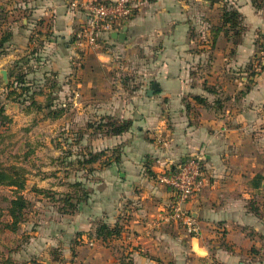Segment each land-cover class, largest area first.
I'll list each match as a JSON object with an SVG mask.
<instances>
[{
	"label": "crops",
	"instance_id": "1",
	"mask_svg": "<svg viewBox=\"0 0 264 264\" xmlns=\"http://www.w3.org/2000/svg\"><path fill=\"white\" fill-rule=\"evenodd\" d=\"M202 1L201 4L207 3ZM227 1L243 16L245 31L238 48L251 49L257 42L253 35L264 38V5L256 9L254 0ZM188 2L147 0L118 31L127 28L124 41L114 40L111 35L101 37L98 49L105 45L131 48L138 41H146L148 49L157 52L156 58L163 60L164 69L154 82L160 89L152 97L147 96L145 85L133 91V102L127 106L133 114L128 118L133 121L130 131L120 136H102L100 143L95 145L100 150L117 147L120 153L117 161L112 160L106 170V175L112 179L111 189L106 190V195L104 190L101 192V201L94 207L88 204V222L84 221L88 224H83L87 228H80L82 222L79 223L75 237H57L58 234L51 232L37 238L32 236L26 243L19 242L14 249L8 250L0 264H56L61 254L48 248L56 242L62 243V247L69 244L71 255L77 256L84 234L109 252V245L95 234L99 221L123 225L126 231L122 238L134 237L130 254L124 253L131 257L133 264H264V180L260 187L253 185L256 175L264 178V138L246 134L250 119L263 118L264 86L256 90L252 86L246 94L233 98L242 100L243 105L231 114V109H208L196 103L195 95L211 102L215 98L212 99L204 86L198 88L201 85L194 84L189 73L188 68L204 50L196 49L194 53L192 46L205 48L211 43V49L217 48L223 36H219L215 44L198 39L205 31L199 24L190 23L195 17L190 15ZM68 3L66 0H9L8 6L1 7L0 37L5 31L12 33L11 40L5 44L6 53L0 57V65L5 68L1 70L9 75L14 65L22 60L20 65L26 62L23 69L33 83L42 85L44 76L51 74V79L63 82L72 73V59L77 49L74 37L85 22L84 14L69 8ZM259 3L264 4V0ZM17 15L12 22L6 23ZM193 32L199 36L193 39ZM108 59L109 56L101 51L89 60V98L102 99L108 76L97 73L96 66H105ZM143 88L147 101L140 97ZM45 91L50 93V89ZM44 97L46 95H38L36 99L41 101ZM98 106H104L103 102ZM22 112L31 115L37 111ZM114 112L124 119L125 103L117 102ZM260 131H264V123ZM254 144H260L259 153L250 149ZM199 154L204 157L207 186L185 205L201 229L200 236L195 237L177 225H165L163 221L156 224L159 221L155 218L161 211L163 215L172 204L170 202H174L175 195L170 189H163L153 177ZM116 174L117 180L114 179ZM91 195L92 192L88 203ZM147 195L152 201L139 203V198ZM252 205L259 208L260 215L252 210ZM58 212L74 215L77 210ZM120 257L123 255L117 257V262L108 257L109 264L118 263Z\"/></svg>",
	"mask_w": 264,
	"mask_h": 264
},
{
	"label": "rangeland",
	"instance_id": "2",
	"mask_svg": "<svg viewBox=\"0 0 264 264\" xmlns=\"http://www.w3.org/2000/svg\"><path fill=\"white\" fill-rule=\"evenodd\" d=\"M8 1L0 0V8L5 7V5L8 6ZM200 1L202 0H189L188 2L190 15L195 17L194 20H190V23L199 24L204 29L205 33L200 34L202 37L198 39L208 43L212 42L211 31L218 25L221 6L220 4H210L208 1L201 4ZM25 13L27 14V12ZM18 16L7 19L6 23L12 22ZM20 21L21 18L18 22ZM32 35L35 36V34ZM191 35L193 39L199 36L195 32ZM259 36H252L257 42L251 49L239 50L237 47L234 52H232L231 45L222 37L218 40L217 48L213 46L211 49V43L207 44L210 46L205 48H198L196 44L192 46L194 53L196 49H204L200 58L188 68L194 84L201 85L198 88L204 86L203 82L213 86L217 91V97L223 100L224 111L231 109L230 114L243 105L242 100L233 99L239 97L240 92L245 91L250 86H253L254 90L258 86H264V47L262 45L264 38ZM147 45L146 41H138V44L131 48L105 45L103 49L98 50L88 47L76 49L72 59V73L67 75L63 82H57L53 94L55 97L53 111H63V115L57 119L49 114V110L31 115L23 114V106L6 99V87L10 80L8 84H5L0 72V106L5 107L6 114L11 118L9 123L0 125V164L5 168L24 169L27 172V188H31L29 191L23 192L30 200L25 225L21 226L18 233H11L5 230L3 226L0 227V261H3L8 250L14 249L19 242L26 243V240L32 236L37 238V236L40 237L51 232V234H58L57 237L62 235L75 237L76 228H87L83 224H88L84 223V221L88 222V204L89 207H94L101 201V192L104 190L105 195L107 194L106 190L111 189L112 179L110 175H106L107 168L96 164L94 172L88 173V167L83 168L78 161L85 156L87 157L90 150L99 152L111 149L100 150L98 146L95 147L96 144L100 143L102 136H108L95 128L98 122L106 116L117 120H132L128 119L129 116L133 117V114L129 113L127 108L128 104L133 102L132 92L140 90L143 85L149 90L151 84L160 78L164 69L163 60L157 59V52L148 49L149 46ZM101 51L107 54L109 59L104 62L105 66H96V72L106 74L108 81L105 85L103 83L105 91L102 94V99L99 97L89 98L88 73L90 71L88 70L90 69L88 63L89 60L96 58L97 53ZM1 69L5 68L0 65ZM253 73H258V75L252 78ZM145 90L142 89L143 92L140 96L142 101H147L144 94ZM211 96L212 99L213 97L216 98L214 95ZM45 101L46 97L39 102L45 103ZM101 102L104 106H98ZM117 102L125 103L124 119L116 116L114 112ZM12 103L17 105L14 107ZM263 123L264 115L263 118L256 121L250 119L247 125V136L264 138V131H260V126ZM89 124H93L94 127L89 128ZM149 132L148 130L147 133ZM250 149L253 153H259L261 146L254 144L251 145ZM166 170L157 172L153 180L160 184L163 189L167 188L172 191L171 193H175L169 184L160 181V177L165 174ZM114 179L117 180V174ZM77 180L85 184L86 190L88 188L91 190L90 202L80 204L77 213L74 215L60 214L58 212L60 204L53 202L52 197H60L59 193L68 191L70 189L69 184L75 183ZM34 188L42 189L45 193L33 192ZM14 195L10 188L0 186L3 223L10 220L7 211L10 206L9 201ZM150 198V195L143 196V198H139V203H146L151 200ZM170 203L173 204L174 202ZM185 210L190 213L186 207ZM161 212L155 221L162 222ZM81 222L82 224L78 227ZM160 222H156V224ZM156 224L155 226H157ZM165 225H177L180 229L187 231L182 220L171 221ZM188 234L190 233L188 232ZM131 239L134 237L124 236L121 240L110 243L109 252H105L100 243L88 239V235L84 234L81 245L78 246L77 256L74 257L71 255L69 244L67 247H62V243L56 242L48 249L51 252L56 249L61 254L59 262L56 264H90L91 260L93 261L91 264H109L108 257L117 262V257L124 256V253L125 255L130 254ZM91 256L92 259H90Z\"/></svg>",
	"mask_w": 264,
	"mask_h": 264
},
{
	"label": "trees",
	"instance_id": "3",
	"mask_svg": "<svg viewBox=\"0 0 264 264\" xmlns=\"http://www.w3.org/2000/svg\"><path fill=\"white\" fill-rule=\"evenodd\" d=\"M69 3L80 1V0H66ZM210 2V4H220L221 9L218 16V25L212 30L211 37L212 42L215 44L219 36H223L226 42L230 43L232 52L236 50L237 47L243 41V34L245 27L243 25V16L239 10L233 6L229 5L227 0H205ZM264 4L259 3V0H254V7L260 9ZM12 33L5 31L0 37V57L6 53L5 44L11 40ZM264 47V43L262 44ZM22 60L14 65L11 69L9 78L10 82L7 85L6 99L19 103L24 107V112L29 114L32 111L42 112L44 110H49V114L53 118L57 119L63 115V111H53L54 100L53 96L55 88L57 86V81L51 79L53 74L50 76H44L45 82L41 85L33 83L27 78V73L24 72L23 66L26 64L22 63ZM258 73H253L252 78L257 76ZM46 89H50V93H46ZM251 89L247 87L245 91L240 92V95H244ZM204 90L216 98L211 102L208 98L195 95L193 96L196 103L201 104L205 108H214L219 110L223 107V100L217 97V91L213 86H209L207 82L204 83ZM38 95H46L45 103H41L36 99ZM230 98V97H227ZM11 121V118L6 114V109L4 106H0V125L7 124ZM132 120H117L112 117L106 116L101 118L95 127L100 132L110 136H120L124 133L130 131L132 128ZM89 128H93V124L88 125ZM120 153V149L115 147L106 151L93 152V150L88 151L87 157L85 156L78 163L82 167H88V173L94 172L96 164L108 168L112 164V160L117 161V155ZM175 169V167H172ZM254 180V187H260L262 180L264 178L261 175H256ZM27 172L24 169H19L16 167L5 168L0 164V186L10 188L14 192V196L10 199V206L8 208V216L10 218L9 222L3 223V210L0 206V227L3 226L5 230L11 233H17L23 223L27 221L28 208L30 206V200L23 193L27 189ZM69 190L63 193H59L60 197L53 196L52 200L55 203L60 204L59 210L61 212H74L78 209V206L84 202H87L91 194V190L82 181H75V183L69 184ZM38 194H44L45 191L42 189L34 188L32 190ZM252 210L260 215V210L258 207L252 205ZM126 228L123 225H110L104 221H99L96 224L95 234L97 239H100L104 244L109 245L114 241L121 240ZM116 264H133L130 256L120 257L118 263Z\"/></svg>",
	"mask_w": 264,
	"mask_h": 264
},
{
	"label": "built area",
	"instance_id": "4",
	"mask_svg": "<svg viewBox=\"0 0 264 264\" xmlns=\"http://www.w3.org/2000/svg\"><path fill=\"white\" fill-rule=\"evenodd\" d=\"M147 0H80L68 3V7L82 12L85 22L75 34L74 45L77 49L86 47L97 50L101 37L118 32L131 20ZM204 157L195 155L183 162L167 168L160 181L169 184L175 195L174 203L161 215V221L168 223L182 220L187 231L199 237L201 229L191 213L185 210L189 199L201 193L207 186ZM160 222V221H159Z\"/></svg>",
	"mask_w": 264,
	"mask_h": 264
},
{
	"label": "water",
	"instance_id": "5",
	"mask_svg": "<svg viewBox=\"0 0 264 264\" xmlns=\"http://www.w3.org/2000/svg\"><path fill=\"white\" fill-rule=\"evenodd\" d=\"M126 31L127 28H125L122 32H113L111 34L112 39L118 40V41H124L126 39ZM2 79L5 84H8L9 82V75L6 70H1ZM160 87L158 83H152L151 88L147 91V96L152 97L155 93V91L159 90ZM29 189V188H28Z\"/></svg>",
	"mask_w": 264,
	"mask_h": 264
}]
</instances>
